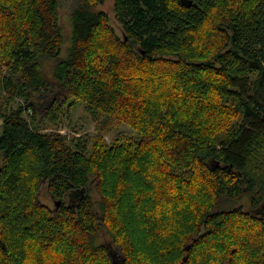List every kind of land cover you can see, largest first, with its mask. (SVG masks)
<instances>
[{
  "label": "trees",
  "instance_id": "16d2710c",
  "mask_svg": "<svg viewBox=\"0 0 264 264\" xmlns=\"http://www.w3.org/2000/svg\"><path fill=\"white\" fill-rule=\"evenodd\" d=\"M68 1L60 58L59 0H0V264H112L103 229L122 264H264V0H114L122 36L105 0ZM70 97L147 139L91 153L42 132ZM211 98L238 119L221 138L194 122Z\"/></svg>",
  "mask_w": 264,
  "mask_h": 264
},
{
  "label": "rangeland",
  "instance_id": "374dc122",
  "mask_svg": "<svg viewBox=\"0 0 264 264\" xmlns=\"http://www.w3.org/2000/svg\"><path fill=\"white\" fill-rule=\"evenodd\" d=\"M69 6L70 2L68 0H59V24L63 34V43L61 47V54L59 56L60 58H65L67 56L68 48L70 47L71 21ZM94 10L105 11L109 15L110 24L114 27L116 32L121 36L123 35L122 27L115 18L114 0H105L102 4L94 6ZM199 32L200 31H198L194 37L197 38ZM196 46L201 49L204 45L197 41ZM53 65L54 60L50 58H44L41 60V68L44 71L46 77L49 79H52ZM149 76H153L155 79V75L149 74ZM163 79L164 81H167L168 74L164 73ZM139 82H141V79ZM5 100H7V96ZM15 101L21 102L22 100L16 99ZM50 101L51 100L48 95L39 98L34 103V109L43 117L45 116V110L49 106ZM8 105V101H5V106L8 107ZM16 105L17 104L15 103L14 106ZM29 112L30 114H33L31 110ZM63 113V116L55 126L39 125L41 128L40 130L42 132H58L63 136H66L69 141L75 137H82L90 144L91 153L99 150L115 149L117 145H122L133 151L137 145L140 146L147 139L145 132L125 123L114 126L109 130H102L101 121L104 119V116L100 114L89 113L86 110V104L80 99L70 97L66 106L63 108ZM30 114L28 112L24 113L25 117L32 123V125L36 126V124L32 121ZM195 114L196 116L194 122L196 124L197 131L199 134L205 136H211L215 138L224 137L228 130L235 127L238 123L237 116L233 115L232 104L227 100L216 102L213 101L212 98L210 100L206 99L203 105L196 110ZM36 122L38 123V119H36ZM1 123L2 119H0V131ZM151 145L152 144H150L149 148L147 149V152L144 153L143 159L141 161H144V159L150 160L149 155L152 151ZM93 197L95 200L98 197L95 192H93ZM39 201L40 203L46 204L50 207H54L56 205L55 201L52 200L48 194H46L44 187L40 192ZM238 204L243 206V208L247 211L253 210L247 199H243ZM232 205L228 204L227 206ZM111 241L112 238L108 233V230L103 229L99 236V242L108 244L111 250L117 252L120 255V247Z\"/></svg>",
  "mask_w": 264,
  "mask_h": 264
},
{
  "label": "water",
  "instance_id": "95a60500",
  "mask_svg": "<svg viewBox=\"0 0 264 264\" xmlns=\"http://www.w3.org/2000/svg\"><path fill=\"white\" fill-rule=\"evenodd\" d=\"M59 204H60V201H57L56 205L59 206ZM110 253L112 256V264H122V260L120 259L121 256L117 252L110 250Z\"/></svg>",
  "mask_w": 264,
  "mask_h": 264
}]
</instances>
